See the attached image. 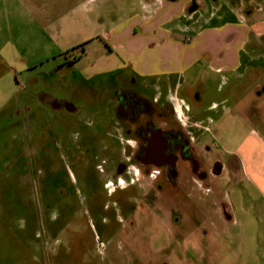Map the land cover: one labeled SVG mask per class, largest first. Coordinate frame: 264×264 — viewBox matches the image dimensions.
Here are the masks:
<instances>
[{
    "label": "rangeland",
    "instance_id": "1",
    "mask_svg": "<svg viewBox=\"0 0 264 264\" xmlns=\"http://www.w3.org/2000/svg\"><path fill=\"white\" fill-rule=\"evenodd\" d=\"M76 3L74 25L58 15L59 0H0V264H264V179L257 186L238 159L252 129L264 134L252 78L213 77L203 101L232 92L234 110L205 134L206 124L191 127L173 104L155 103L156 126H181L196 142L206 182L187 168L180 191L137 166L119 175L133 147L114 114L115 90L132 87L130 70L97 76L93 91L79 75L97 64L106 32L132 14L120 0ZM68 51L74 67L64 63ZM252 67L264 76L263 62ZM214 154L231 174L214 175Z\"/></svg>",
    "mask_w": 264,
    "mask_h": 264
},
{
    "label": "crops",
    "instance_id": "2",
    "mask_svg": "<svg viewBox=\"0 0 264 264\" xmlns=\"http://www.w3.org/2000/svg\"><path fill=\"white\" fill-rule=\"evenodd\" d=\"M130 1L120 0L118 6L122 13H126L128 7L132 14L130 18L123 19L106 32L101 39L106 49L98 56L97 64L87 66L79 75L87 82V90L93 91L92 82L97 76L128 69L132 84L144 99L162 105L170 102L177 112L186 116V120L193 119L191 127L205 128L206 124L204 134L211 130L212 124H218L223 116L234 110V105H229L230 96L235 94L232 92L220 100H210L209 104L203 101L208 94V83L215 75H221L227 80L226 84H229L231 74L238 79L251 77V88L256 90L257 99L264 98V76L257 75L252 67L255 62L264 63V2ZM76 2L59 0L58 15L61 19L70 15L74 25L79 22ZM110 5L107 2L104 7L109 9ZM72 55L70 51L64 54L65 65L74 67L79 61L77 58L70 61ZM192 70L194 74L190 72ZM63 82L68 89L79 88V81L64 79ZM220 88L219 85L217 92H222L223 87ZM258 123L264 127V121ZM206 144L202 143L203 147ZM258 145L264 146V134L252 129L238 151L240 168L251 174L257 186L260 179H264V149L258 156L251 155L255 154ZM231 171L229 165L223 175L231 174ZM226 201L228 199L220 201V209L227 208Z\"/></svg>",
    "mask_w": 264,
    "mask_h": 264
},
{
    "label": "flooded vegetation",
    "instance_id": "3",
    "mask_svg": "<svg viewBox=\"0 0 264 264\" xmlns=\"http://www.w3.org/2000/svg\"><path fill=\"white\" fill-rule=\"evenodd\" d=\"M115 91L114 114L133 147L127 161L118 164L116 171L119 175L129 173L137 166L143 174H155L156 179L161 177L169 189L176 191L182 188L180 180L185 168L201 183L209 179L210 172L205 158L199 152L196 142L181 126L173 124L165 129L156 126L151 120L156 111L155 103L144 99L134 85ZM67 108L71 111L75 109L70 103H67ZM169 108L167 106L165 110ZM204 148L206 152L211 151L209 144L204 145ZM215 155L212 171L221 178L229 168V163L222 156ZM164 184L159 183L158 188L163 189ZM225 213L231 218L227 211Z\"/></svg>",
    "mask_w": 264,
    "mask_h": 264
},
{
    "label": "water",
    "instance_id": "4",
    "mask_svg": "<svg viewBox=\"0 0 264 264\" xmlns=\"http://www.w3.org/2000/svg\"><path fill=\"white\" fill-rule=\"evenodd\" d=\"M160 133H161V131H160ZM160 133H158V136H160Z\"/></svg>",
    "mask_w": 264,
    "mask_h": 264
}]
</instances>
